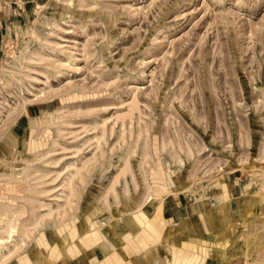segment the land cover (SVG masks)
I'll return each instance as SVG.
<instances>
[{
    "label": "rangeland",
    "instance_id": "374dc122",
    "mask_svg": "<svg viewBox=\"0 0 264 264\" xmlns=\"http://www.w3.org/2000/svg\"><path fill=\"white\" fill-rule=\"evenodd\" d=\"M172 194L264 264V0H0V262Z\"/></svg>",
    "mask_w": 264,
    "mask_h": 264
},
{
    "label": "crops",
    "instance_id": "0c3cea01",
    "mask_svg": "<svg viewBox=\"0 0 264 264\" xmlns=\"http://www.w3.org/2000/svg\"><path fill=\"white\" fill-rule=\"evenodd\" d=\"M149 202L118 221L41 239L0 264H232L226 244L239 218L233 205L203 207L179 194Z\"/></svg>",
    "mask_w": 264,
    "mask_h": 264
}]
</instances>
